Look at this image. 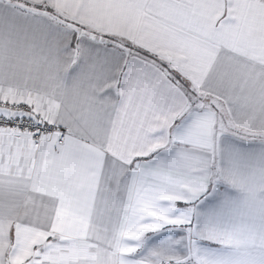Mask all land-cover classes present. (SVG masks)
I'll return each instance as SVG.
<instances>
[{"label":"snow or ice","instance_id":"1","mask_svg":"<svg viewBox=\"0 0 264 264\" xmlns=\"http://www.w3.org/2000/svg\"><path fill=\"white\" fill-rule=\"evenodd\" d=\"M0 264H264V0H0Z\"/></svg>","mask_w":264,"mask_h":264}]
</instances>
